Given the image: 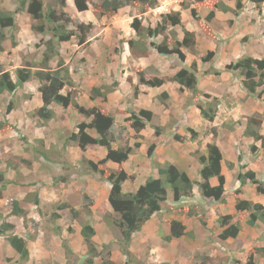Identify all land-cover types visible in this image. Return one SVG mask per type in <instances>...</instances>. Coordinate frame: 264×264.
<instances>
[{"label":"trees","instance_id":"1","mask_svg":"<svg viewBox=\"0 0 264 264\" xmlns=\"http://www.w3.org/2000/svg\"><path fill=\"white\" fill-rule=\"evenodd\" d=\"M17 7L13 11L0 8V52H4L9 47L17 46V39L14 33L6 37L5 28L17 29L15 22L16 14L19 11H26L29 14L32 22L30 28L35 33L49 34V37L44 41L45 50L43 51L41 63L39 66L26 63L23 66L15 69V78L11 73L4 69L0 63V95L7 93L9 98L5 106L4 115L8 114L13 107V96L18 92L19 88L28 81L36 79L37 91L41 97V106L36 108L35 115L44 122L50 121L54 117L52 104H58L61 108L67 109L73 107L79 114L83 115V120L73 123V129L66 137L67 141H72L76 146L85 151L88 146H97L105 149L103 158L96 160L82 157L83 170L97 176L99 179L107 181L110 185L107 204L110 207L113 215L104 217L105 224L114 228L118 232V245L121 247L123 255L127 258L125 264L128 263L130 255L129 244L137 232L153 217L154 214L162 210V202H171L176 206L171 205L169 210L178 215H183L186 218L194 217L204 228L209 230L217 229L215 224L209 225V220L214 218L218 227L221 228L217 237L220 240L235 238L240 230L241 223L235 219V214L225 213L220 214L214 208H211L207 203L201 206L200 203L207 199L215 202L224 203L225 197L229 194L238 193L239 188L227 190L225 188V177L221 171L222 153L219 147L214 143L206 144V153L199 154L197 158L199 163L198 174L199 180L190 179L187 174L180 171L175 165L166 163L156 166L157 176L149 175L144 182L139 184L133 191H124L122 183L125 180L134 179L135 175L129 174L121 164L127 160L128 155L133 148H138L140 139H142V130L146 126L153 128L154 134H160L165 127L151 124L153 112L149 109L140 108L139 110H129L128 116L125 118L126 123L133 131L132 137L135 141L132 145L120 144L125 127L120 126L118 129L113 128L114 117L108 113L102 103L106 101L107 94L112 92L118 86V80H114L109 86H94L91 88L89 98L94 102L92 106L85 107L77 102L71 90L63 93L62 89L65 85L72 86L73 82L69 77L68 69L63 66L62 59L58 60L57 67L52 69L48 62L52 57L59 56L58 45L61 42H67L75 37L78 45H83L89 42L92 35L93 23H84L73 19L67 12L57 11L52 8V5L58 4L61 7L66 4V0H17ZM47 1V2H46ZM255 4L256 10L260 12L261 5L264 0H248ZM74 6L78 12H86L92 6L93 10H98L104 13H116L124 6H131L135 13H141L149 7L154 8L158 5L157 0H101L100 4H93V0H73ZM48 4V5H46ZM194 5V6H191ZM181 8L189 9L191 17L197 22L199 28L207 35L214 36L209 22L215 15V9L223 12L229 11L230 8L222 0H190L189 3L181 2ZM243 4L241 0H236L235 7L232 10L233 16L239 14ZM46 7V8H45ZM207 9L208 12L202 16L201 10ZM145 20L134 16L130 22V27L134 30L136 38L127 39L128 48L133 57L147 56L148 51L154 50L161 56H175L180 64V68L169 78L157 77L146 79L144 74L138 72V81L149 87H157L162 85L166 80L175 82L179 85V91L183 89L189 90L199 114L203 119L213 121L219 99L209 93L199 91L197 81V69L195 63L190 66L184 64L185 54L182 48L193 51L196 46V38L194 31L188 30L182 24L180 10H170L169 12L160 15V20L154 25H147ZM182 32L180 39L177 37L176 28ZM94 30V29H93ZM161 36L160 41L155 38ZM148 39V42L146 40ZM242 41H244L242 39ZM213 51H208L201 56L202 61L210 60L213 56ZM32 68H35L34 70ZM226 69L231 72H237L241 77V84L248 96L257 100H262L264 93V58H256L250 55L243 54L226 65ZM207 74V72H205ZM218 74V71H214ZM111 77V76H110ZM105 87V88H104ZM138 94V87L134 86L133 95ZM161 97H167V93L162 92ZM246 125L244 135L259 141L264 147V136L259 132L264 113H253L245 116ZM231 127L233 125L230 124ZM14 125L8 123L4 118L0 120V131L4 128ZM186 134L181 135L177 132L171 134V138L177 141L196 140L199 132L192 128L186 127ZM93 134H92V133ZM210 132L215 135L216 128L212 127ZM154 143H150L147 147V155L150 157L155 148ZM257 150V146L252 143L250 151L253 153ZM44 154V153H42ZM111 161L117 164L116 168L106 166V162ZM233 162H227V168L234 167ZM5 173L0 169V199L3 197L2 192L8 181L5 179ZM215 177L217 184L211 185L210 178ZM64 180V177H60ZM236 179L240 184L253 185L256 191L264 196V179L258 178L255 171L247 168V163L244 160L243 153L239 150L237 155V172ZM169 185L170 199L168 198ZM201 199L196 201V198ZM24 199V198H23ZM84 211H91L90 207L93 200L82 195ZM195 200V201H194ZM19 199H9L6 203L10 206L9 216L16 218L24 217L27 210L21 205ZM24 201V200H23ZM25 202V201H24ZM34 205L39 203L37 193L32 198ZM57 209H68L71 221H76L80 215V208L77 209L69 203H61L57 205ZM236 212H247L246 224L255 226L256 222L264 223V204L252 202L247 199L237 198L235 203ZM1 216V215H0ZM53 218L59 217L53 213ZM15 223L8 218L0 223V236L4 237L9 246L18 254V260L25 261L29 258L26 238L22 235L14 233ZM186 225L178 219H172L169 224V234L163 237L165 241L177 239L188 234ZM60 230V227L55 229ZM67 231L71 232L70 226ZM80 235L83 243L86 246L88 257L83 261L84 264H92L94 257L101 256L100 251L96 248L93 236L96 235V228L90 220L83 221L80 229ZM261 239L263 245L254 247L247 253L245 264H256L255 254L263 259L264 264V235ZM62 247L69 254H75L68 243L63 240ZM111 243L101 245V249L110 248ZM110 252L108 250L107 255ZM10 261V259H9ZM102 264H114V261L101 258ZM161 264H168L163 262Z\"/></svg>","mask_w":264,"mask_h":264},{"label":"rangeland","instance_id":"2","mask_svg":"<svg viewBox=\"0 0 264 264\" xmlns=\"http://www.w3.org/2000/svg\"><path fill=\"white\" fill-rule=\"evenodd\" d=\"M157 1L158 4L161 3L162 6L159 11L174 10L176 7H179L181 3V0ZM182 1L186 3L190 2V0ZM222 1L226 3L231 0ZM241 1L243 4L239 11L240 13L243 10L241 17L238 18L237 21L235 20L233 25L230 23L227 24L229 25L227 32L231 34L230 36H222V34H224V31L222 30H226V26L222 23L226 21L222 18L213 23L215 28H223L221 31L219 30V35L212 38L207 37L205 33L202 34V32L197 31L199 46L197 47L196 45L193 51L183 48V52L188 57L189 66L191 63H195L197 75H199L200 78L209 74H214V71H218V74H220V72L226 68V63L234 61L243 54L248 55L249 52L253 54V57H259V55H261L259 58H264V35L257 32L260 28L264 27V21L253 24V21L264 16H261L258 13V16L256 17L252 13L256 18L251 19L252 22L249 21V16H251L249 10L251 7L252 9H255V4L248 0ZM100 3L101 0H93V4ZM235 3L236 0H232L233 8L235 7ZM17 4V0H0V8L4 10L13 11L17 7ZM89 7L90 8L86 12H78L74 6L73 0H66V4L62 7L58 4L52 5V8L57 11L63 10L67 12L73 19L84 23L92 21L94 30L92 29L93 36L86 44L78 45L75 37L67 42H61L58 45L59 56L52 57L48 62V65L50 68L54 69L57 67L58 60L62 59L63 66L68 69L69 77L73 82L72 86L65 85L62 92L65 93L68 90H71L77 102L85 107L90 90L94 87L92 84L106 87L112 83L114 77L116 79L118 78L117 80H119V78H125L120 86V94L122 96L124 94L128 102H130L131 105H134V99L137 95H133V89L135 85L139 84L138 72L141 71L147 78H152L154 76L169 78L170 76L166 75L171 72L168 68L169 64L163 60H157L156 57H158V54L151 49L150 52L148 51V58L152 59L151 65L144 70L140 67H136L139 65V62L136 57L132 56L126 41L129 38H136L134 30L130 27V22L134 16L139 17L141 14L135 13L131 6H124L116 13L109 12L104 14L96 9L93 10L91 5ZM205 10L207 13L208 10ZM147 11V13H150L151 15H147V22L143 21L145 24L154 25L157 20H160V15L156 16L148 9ZM188 14L190 16L189 11ZM15 16L17 29L5 28L4 33L6 37L11 33H14L17 39V46L14 48L9 47L4 52H0V63L4 69L11 73L13 79L15 78V69L17 67L23 66L26 63L39 66V63H41L42 60L43 51L45 50L44 41L49 37V34L35 33L32 31L30 28L32 19L26 11H19ZM182 16L185 24H189L191 29L194 31L199 29L197 22L187 19L186 12H183ZM189 19L191 18L189 17ZM182 24L185 26L184 22H182ZM177 30H180L179 27L176 28V33ZM246 34H249L248 40L246 39ZM155 39L156 41H160L162 38L161 36H157ZM242 39L244 41H242ZM146 42H148V39ZM208 51L214 52L212 58L207 61H202L201 56L205 55ZM222 53L226 55V58ZM167 58H172V62L176 60L179 64L175 56H169ZM154 60L157 61V64ZM159 63H161V65H158ZM155 65L161 66V72L155 70ZM170 68H172V66H170ZM32 69L34 70L35 68ZM226 71L228 70L226 69ZM205 72H207V74ZM133 77L136 78V84L130 83ZM31 83H35V86L28 85L31 87L29 91L25 90L29 87L24 83L25 85L23 84L21 86L23 89L20 87L22 90L19 88L18 92L13 96V110L10 114L4 115L5 106L7 105L9 98L8 94L4 93L0 96V120L5 118L9 121L8 123L15 127V129L7 127L4 128L2 132L0 131V169L3 170L5 173V179L8 181L2 192L3 197L0 199V219L9 216L10 206L6 203V200L18 198L21 200V205L24 206L29 202V206H31L32 198L34 197V194L38 192V188L43 189V199L47 203H52L54 210H57V205L64 203L65 200L69 201L70 199L73 204H80L81 212L76 219L77 223H83L84 217L87 218V216H90L93 223H96V226L102 229L101 235H98L95 240V244L99 245V247L96 248L100 251L101 256L94 257L92 264H102L101 258H110V260L114 261V264H124L127 258L123 255L120 245H118V232L104 222V217L107 218L108 215H113L111 209L108 208L105 202H101L97 204L95 208L92 206L93 211L91 210L88 213L87 211H84L82 206L83 200L81 201L79 196L76 194L74 195V193H77L80 196L85 194L89 198H92L93 193L90 191H96V194L100 197L102 194L103 182H105L104 180L97 179L93 174L85 172L83 170L84 165L82 162H72V153L69 151V148L71 145H75V143L67 141L66 137L73 129V123L81 119L83 120L84 116L79 114L73 107L63 109L58 104H52L54 119L50 121L49 124L41 122V119L34 114L36 110L35 99L37 98L36 95H38L36 79H33ZM214 83V80L209 82L211 86H213ZM137 87H139V85ZM154 91L155 89L148 90L145 97L151 99L153 104H157L158 99L155 97ZM174 94V99H170L169 96H167L165 100L168 102V105H172L171 107L174 112L179 111L180 109L183 111L179 120V126L175 127V121L177 120H174L178 116H175L170 123L172 124L171 126L174 131H177V133L182 135L186 132V127H188L186 112H189L192 109H197V107L196 103L192 100L193 97L191 96L190 91L189 97L178 90L175 91ZM122 96L120 97L122 98ZM114 102H117V100ZM218 112L219 108H217L216 115ZM157 115L156 120H153L154 122H160L161 114L158 113ZM187 115L190 116L189 120L192 121L193 113H187ZM239 117H241L240 114ZM194 119L196 120V118ZM231 122L232 123L230 124L234 126L237 121ZM207 125L206 123H203L201 128H196L198 132L202 133L198 138L200 139V142L205 144V146L207 143H210V141H208L212 135L210 129L215 127L219 131L221 130L220 126ZM225 126H228V124H225ZM227 128L231 129V127ZM120 141L122 144H129L130 141L133 143L135 139L124 131L123 137ZM256 142L260 145L259 141ZM149 144L150 143H148V146ZM260 147L262 152L261 155L257 154L254 166L258 162L255 170L258 176L264 179V147L261 145ZM249 152L254 155L257 150L252 153L249 146ZM33 163L35 167L38 166L35 168V171H32L31 168ZM126 168L127 165L125 166V170ZM140 174H142L141 170L136 173L135 181H130L126 184L124 191L127 190L130 185H132V188H136L139 184L144 182L145 179H143V176H140ZM60 177H64V180H61ZM60 184H63V186L57 189L56 194L52 195V188H58L61 186ZM231 184V179H229V185ZM31 185H33L34 188H37L36 192H28ZM77 186H80V188L78 189ZM166 187L170 194L169 185H166ZM74 190H76V192H73ZM24 195L26 196L23 199ZM98 196H95L96 199ZM200 200L201 199H198L197 197L196 201H194L197 202ZM206 202L211 204L209 206H214L215 204V201L209 199H207ZM200 204L203 205V203ZM161 205L163 211L160 215L164 217V219L168 218V216L181 217L185 220L188 219L183 215L174 214L169 210L171 205L176 206L173 203L167 201L162 202ZM35 209L37 208L34 206L33 210ZM41 211L42 210L39 211L40 214H42ZM63 213L66 215L64 219H68L69 221V218L67 217H70V214H68L69 212ZM190 218L194 219V224H192L193 220L192 222L187 220L186 230L188 231V234L181 238H175L172 242L165 241L162 234H159V237L149 234L147 235V239L141 241L139 234L136 233L128 247L130 255L127 264H161L163 262L168 264L236 263L237 259L234 258L235 250H232L229 246L226 247L223 240L218 239V234L213 228L212 230H206V228L200 225L196 218L193 216ZM28 219H32L28 216V213H26L24 217H20L18 219L19 226L26 224ZM43 220L50 221L51 218H43ZM208 226H211L210 223ZM41 227L45 230V228H49L50 225ZM33 228L36 230L39 226H34ZM216 228H218V226H216ZM107 237L109 238V241L104 242V239H107ZM59 239L61 242L65 240L61 235H59ZM107 243H111L110 248L101 249V245ZM74 247L75 244L71 249L75 252L76 250ZM61 250L64 254V256H61V261L63 262L61 264H84L83 261L88 257L86 250L85 254L82 255L79 253L69 254L63 247H61ZM108 250L110 252L109 256L107 255ZM62 251L60 252L61 254ZM236 256H240V254H237Z\"/></svg>","mask_w":264,"mask_h":264},{"label":"crops","instance_id":"3","mask_svg":"<svg viewBox=\"0 0 264 264\" xmlns=\"http://www.w3.org/2000/svg\"><path fill=\"white\" fill-rule=\"evenodd\" d=\"M225 4L230 8V10L223 12L221 10L215 9V15L213 19L209 22V26L214 36H207V37L215 38L216 35H219L218 34L219 30L221 31V29L223 28L221 27H219V29L215 28L213 26V23L214 21L216 22L217 20L222 19V18L225 19L226 21V22H222L224 23V26H226V30L224 29L222 30L224 31V34H222V36L224 37L230 36L231 34L227 32L229 29V25L227 24L230 23L233 25L235 23V20L237 21V19L241 17L243 10L238 14V16L236 17L233 16L232 10H231L233 9L232 0L226 2ZM161 7L162 6L160 3L154 8L149 7L148 10H151V12H153V14H155L156 16L169 12V11H159ZM174 10H180L182 21L184 22V24H185V21L182 16L183 12H186V17L188 20L195 21L191 17V15L189 16L188 14L189 9L187 8L183 9L179 6V7H176ZM147 12L148 11L145 10L144 12H141L140 13L141 15L139 16L140 18L144 19L146 22H147V15H151L150 13H147ZM249 12H251V16H249V21L251 22H252L251 19L256 18L258 16V13L261 16H264V3L261 5L260 12H258L256 8L252 9V7L250 8ZM201 14L202 16L203 14L204 15L206 14V10L204 8L201 10ZM189 17L191 19H189ZM260 21H264V17H261L258 20L253 21L254 22L253 24L259 23ZM185 27L188 30L194 31L193 29H191V26L189 24H185ZM197 31L202 32V34H204V32L200 28L194 31L195 38H196V45L198 47L199 37L197 36ZM257 32L260 33L261 35H264V27L260 28L259 31ZM181 36H182L181 30H177L178 39H180ZM245 36H246V39L248 40L249 34H246ZM182 51H183V48H182ZM222 55H224L226 58V55L224 53H222ZM248 55L253 56V54H251L250 52ZM160 56L158 55L156 59L163 60L164 62H167V64H169L168 68L171 70V72L166 75H169L171 77L180 68V64H178L176 60L172 62V58L170 59L167 58L169 56H161V57ZM148 57H149L148 54L147 56L136 57L137 61L139 62V65L136 67H140L142 70H144L149 65H151L152 59H149ZM256 57L259 58L261 57V55H259V57L258 56ZM154 62L157 64L156 60H154ZM228 63H226V65ZM184 64L186 66H189L188 57L186 55H185ZM158 65H161V63H159ZM158 65H155L154 68L155 70H158V72H161V66H158ZM170 66H172V68H170ZM133 78L131 79L130 83L136 84V78L135 77ZM145 78L148 79L146 76ZM124 79L125 78L123 79L119 78L118 86L116 87V89L113 90L112 92H109L107 94L106 101L102 103V106L104 107V109L108 113L112 114L114 117L113 128L118 129V127L123 126L125 127V133H127L128 135L132 137L133 131L125 121V118L128 116L127 111H129V109L137 111L140 108H145L153 112V118H152L151 124L164 126L165 129L160 134L155 135L153 128L151 126H146V128H144L141 132L143 136L142 139L138 140L140 141L139 147L136 149L135 148L132 149V152L128 155L127 160H125L121 164V166L125 169V166L127 165L128 169L126 168V171L129 174H133V175H136V173L141 170L142 174H140V176L142 175L143 179H145L149 175H152L154 177L157 176L156 166L163 165L166 163H171L175 165L180 171L185 172L190 179L199 180L200 176H198L197 174L199 163H198V158H197L198 155L196 151L199 154H205L206 146L205 144H203V142H200L199 138L196 140L185 139L184 141H177L171 138V134L175 132L171 126L172 124H170L171 120L174 119L175 116H178L174 120H177L175 121L176 122L175 127L179 126L180 125L179 120L181 118V115L183 114V111L182 109H180L179 111L174 112L171 107L172 105H168V102L165 100L166 97H161V93L165 92L167 93V96H169L170 99H174L175 97L174 92L177 90L179 91V85L175 82L166 80L160 86L149 87L144 84L140 85L138 81L139 91H138L136 98L134 99V105H131V103L128 102L126 96L124 94L123 96L120 94L121 93L120 86L122 85V82ZM211 80L215 81L213 86L209 84ZM197 81H198L197 86H198L199 91L206 92L212 96L218 97L219 102H220L218 105L219 112L217 113L213 121H208L206 119H203L200 116L198 109H192L191 111L186 112L187 124H188L187 126L189 127L192 126V128L198 129V128H201V125L203 123H206V125L208 124L207 126H220L221 127L220 131L216 129L217 130L216 135L212 134L210 136V140L208 141H210V143L216 144L222 153L221 171L225 177V188L227 190H230L231 192L237 188H239L240 191L236 194L233 193V194L227 195L225 197L224 203L215 202L214 206H210V207L217 210L220 214H225V213L235 214V219L240 221L241 230L239 234L235 238H229V239L223 240V242L226 247L229 246L232 250H235L234 258H236L237 260H236V263H233V264H245L248 251L254 247H260L263 245V240H261V237L262 235H264V223L256 222L255 226L247 225L246 220L248 217L247 216L248 213L245 211L236 212L235 210L236 199L237 198L247 199L252 202L264 204V196L258 193L253 185H243L240 187V184L236 179L237 155L240 150L243 153L245 161L247 162V168L254 170L257 177L261 178L258 176L255 170L258 162L256 161L257 163L255 164V166H254V163H255V158L257 157V154L261 155L262 149L260 145L257 142H255L251 137L244 135V129L246 125L245 116L251 115L253 113H260V114L264 113V93L262 95V100H257L251 96H248L240 82L241 77L239 76V74H237L236 72H231L229 70L226 71V68L223 71H221L220 74H217V75L209 74L207 76H203V78H200L198 75ZM25 84L27 86L28 85L35 86V83H31V81L25 82ZM138 85H135V86H138ZM30 86H28L29 88L25 90L29 91L31 88ZM92 86H96V85L92 84ZM153 89H155L154 94H155V97H157L158 99L157 104L156 103L153 104L151 99H148V97H145L146 94L148 93V90H153ZM182 94H185L189 97V91L186 89L182 90ZM2 95L3 94H1L0 96ZM36 96L37 98L35 99L36 101L35 108H38L42 104L39 92H38V95ZM120 96H122V98ZM115 100H117V102H114ZM127 103H128V106H127ZM93 104L94 102L91 101L88 97V100H86V107L92 106ZM12 110L8 114H10ZM158 113L161 114L160 122H154L153 120H156ZM187 113H193L192 121L189 120L190 116L187 115ZM239 114L241 117H239ZM194 118H196V120ZM53 119L54 117L50 121H52ZM50 121L44 122L41 120V122L46 123V124H49ZM231 121H237L233 127L229 125L230 123H232ZM225 124H228V126H225ZM227 127H231V129ZM259 132L264 136V120L261 123ZM185 134L186 132L183 133L182 135H185ZM201 134L202 133L199 132V136ZM119 142L122 145L120 140ZM148 143H154L156 145L150 157L147 155ZM252 143H254L258 147L257 152L254 155L249 152V146ZM75 145L73 146L71 145V147L69 148V151L72 153L71 154L72 162H77V161L81 162V159L83 156L89 159L96 160L98 158H103L105 155L104 148H100L97 146H88L85 151H82L77 146L75 147ZM128 145L131 146L132 142L130 141ZM227 162H233L235 164L234 167L231 169L227 168ZM105 164L106 166L111 167V168L117 167V164L111 161H107ZM32 165H33L31 167L32 171H35V168H37L38 166L35 167L34 163ZM96 178L99 179L97 176ZM229 179H231V183H232L231 185H229ZM130 181L131 182L135 181V177L134 179L125 180L122 183L123 190L126 184ZM209 182L211 185H215L217 184V179L215 177H212L210 178ZM60 185L61 186H59L58 188H52V192H51L52 195L56 194L57 189L63 186V184H60ZM32 187L33 185H31L28 192H34V191L36 192L37 188L36 187L32 188ZM77 188L79 189L80 186H77ZM109 188H110L109 183L105 181L103 182L102 192L100 191L102 193L100 197L98 196V194H96V191L95 192L90 191L91 193H93V196L91 198L93 200V205H92L93 208H95V206H97V204L101 202H105L106 205L108 206L107 197H108ZM134 189L135 188H132V185H130L129 188L125 191H133ZM41 190L43 189L38 188L37 196L39 198V203L37 205H34L33 202L31 206H29V202L26 205H24L25 209L27 210L28 216L32 218V219H28L26 224L19 226V222H18L19 218H16V217L14 218V216H5L9 220L13 221V223H15L16 226L14 229V233L22 235L23 237L26 238L27 249L29 251V258L25 261L18 260V257H19L18 254L8 245L7 241L3 237H0V264H12V263L13 264H56V263L61 264L63 263L61 261V256H64V254H63V251L61 250L62 242L59 239V235H61L67 241L70 247L73 248V245L75 244V247H74V249L76 250L74 252L75 254H78V253L81 255L85 254L86 246L83 243V239L80 235V229H81L82 223L79 224L76 221L72 222L69 216H67L69 218V221L68 219H64L66 215L63 212L68 213V209L54 210V208L52 207L53 206L52 203H47L43 199L42 193L44 192V190L43 191ZM76 190H74L73 192H76ZM75 194L79 196L80 200L82 201V196H80L77 193H74V195ZM94 195L98 196L97 199ZM25 196L26 195H24L23 198H25ZM168 198L170 199L169 193H168ZM64 203H69L77 209L80 208L79 206L80 204L78 205L73 204L70 199L69 201L65 200ZM202 203L203 205L206 203L208 205H211L210 203L206 201ZM34 206L38 210L37 209L33 210ZM92 206L90 207V209L93 211ZM108 208L110 207L108 206ZM40 210H42L41 211L42 214H40L39 212ZM162 211L163 210L154 214L153 217L142 227V229L139 232H137L139 234V238L141 239V241L143 239H147V235L149 234H153V236L156 235L158 237H159V234H162V237L169 234V224L172 218L174 219L176 218L180 220L185 225H187L186 223L187 220H190L191 222L193 220L192 224H194L193 218H188L187 220H185L181 217H173V216L169 217L168 216V218L164 219V217L160 215ZM53 213L58 214L59 217L53 218L51 216ZM43 218L44 219L51 218V220L50 221L43 220ZM4 219L6 218L2 217L0 219V223ZM87 219L90 220L93 226L96 228V235L93 236V239H92L94 243H96L95 242L96 237H98V235H101L102 229L100 227H97L96 223H93V220L90 218V216H87V218L84 217V221ZM33 222L35 225L33 224ZM208 223H210V225L213 226L216 222L214 218H212L209 220ZM46 225L47 226L50 225V227L45 228L44 230V228H42L41 226H46ZM215 225L218 226L217 223ZM34 226L35 227L39 226V228L34 230L33 228ZM57 226L60 227V230H57L58 233L55 230ZM69 226L72 229L71 232L67 231V228ZM220 230L221 228L218 227L217 229H215V232L218 234ZM173 240L174 239H171L170 241L172 242ZM108 241H109L108 237L107 239H104V242H108ZM95 245L97 248L99 247V245L97 244ZM61 251H62V254L60 253ZM237 254H240V256H236ZM255 261H256V264H263V259L257 254H255Z\"/></svg>","mask_w":264,"mask_h":264},{"label":"clouds","instance_id":"4","mask_svg":"<svg viewBox=\"0 0 264 264\" xmlns=\"http://www.w3.org/2000/svg\"><path fill=\"white\" fill-rule=\"evenodd\" d=\"M0 237H2V236H0ZM4 238V237H3ZM5 239V238H4ZM8 243V242H7Z\"/></svg>","mask_w":264,"mask_h":264}]
</instances>
